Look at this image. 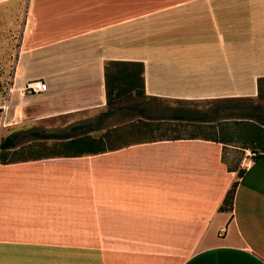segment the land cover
Here are the masks:
<instances>
[{
    "label": "crops",
    "instance_id": "crops-1",
    "mask_svg": "<svg viewBox=\"0 0 264 264\" xmlns=\"http://www.w3.org/2000/svg\"><path fill=\"white\" fill-rule=\"evenodd\" d=\"M16 12L11 135L94 122L110 61L144 63L146 94L172 103L257 98L264 83V0H0V26ZM34 81L48 91L26 92ZM226 147L196 137L0 164L1 264H264V153L230 167Z\"/></svg>",
    "mask_w": 264,
    "mask_h": 264
},
{
    "label": "trees",
    "instance_id": "trees-1",
    "mask_svg": "<svg viewBox=\"0 0 264 264\" xmlns=\"http://www.w3.org/2000/svg\"><path fill=\"white\" fill-rule=\"evenodd\" d=\"M105 75L107 110L100 116L101 120L88 121L81 125H71L58 131L31 129L14 133L0 141V164L7 165L56 157L98 155L117 149L118 147H111L107 141L108 137L112 135L111 132H107L101 137H94L91 133L104 130L103 124L118 116L123 120L137 119L135 128L140 133L151 134L153 132L159 134L158 137L144 136L143 140L131 143L184 139L182 136H167L169 132L167 133L165 128L170 129V127L176 125L175 123L204 124L229 116H242L247 120L244 124L245 135L254 143L252 149L257 153H264L263 105H246L242 103L245 102V99L241 98L214 100L208 101L210 105L207 109L166 106L161 116H153V109L157 103L166 100L150 97L146 94L144 63L110 61L106 63ZM261 82L262 80L259 81V84ZM259 96H261V93ZM178 103L188 104L187 102ZM24 136L29 138L25 150L31 152L35 148L51 152L49 154H31L18 157L17 150L20 147L22 148L19 141ZM206 139L219 142L211 138ZM50 141L54 142L53 145L47 146L45 143ZM222 143L228 144L224 141ZM240 173L242 174V172ZM237 186V183L234 184L227 193L221 207L222 211L233 210Z\"/></svg>",
    "mask_w": 264,
    "mask_h": 264
},
{
    "label": "rangeland",
    "instance_id": "rangeland-1",
    "mask_svg": "<svg viewBox=\"0 0 264 264\" xmlns=\"http://www.w3.org/2000/svg\"><path fill=\"white\" fill-rule=\"evenodd\" d=\"M23 21V14L20 12H16L14 14V26L10 23H5L4 26H0V106L5 104L7 91L11 82V77L13 73V69L15 66L16 52L20 45V36H21V26ZM3 25V24H2ZM260 93L261 96L252 99H245V102H242L246 105H263L264 106V83L260 84ZM210 103L201 102V103H188V104H180V103H172L168 101H159L155 108L153 109V116H161L164 113V108L166 106L172 107H192V108H200L207 109ZM233 106L235 104H232ZM4 107H0V141L10 136L14 131L8 129L5 125L3 114ZM107 110V109H106ZM105 110V111H106ZM104 111V112H105ZM235 111V110H234ZM103 112L97 115H87L83 120H95L99 121L100 116ZM155 119V118H153ZM247 120L242 116H229L226 118H221L215 120L210 123L204 124H188V123H175L174 127L165 128L168 133V137H176L182 136L184 138L191 137H201V138H211L218 141L228 142L227 147L225 149V161L228 163L230 167L235 166L238 162L243 161L246 157V153L244 149L251 148L254 146L253 141L245 135V125ZM252 122V121H248ZM99 124V123H98ZM137 124V119L131 120H123L121 117H116L112 120H109L103 124L104 130L94 132L92 135L94 137H101L105 135L107 132H111V136L108 137L107 141L111 147H120L124 144L131 143L134 141L143 140L144 136L149 137H158L159 134L151 133L147 134L145 132H138L137 128H135ZM68 126L65 124H48L37 126L40 129L47 130H57ZM36 127H30L29 130ZM24 130L20 131L23 132ZM176 133V134H173ZM155 134V135H154ZM29 138L22 137L19 141L22 148L18 149V157L29 156L31 154H49L51 151L43 150V149H35L33 151L25 150L27 146ZM54 142H46L47 146H52ZM39 258L43 256V254H36ZM3 257V256H2ZM3 261H0V264Z\"/></svg>",
    "mask_w": 264,
    "mask_h": 264
},
{
    "label": "built area",
    "instance_id": "built-area-1",
    "mask_svg": "<svg viewBox=\"0 0 264 264\" xmlns=\"http://www.w3.org/2000/svg\"><path fill=\"white\" fill-rule=\"evenodd\" d=\"M12 91V89H10V92ZM25 91L28 93H45L48 91V85L43 82V81H34L29 83L26 88Z\"/></svg>",
    "mask_w": 264,
    "mask_h": 264
}]
</instances>
